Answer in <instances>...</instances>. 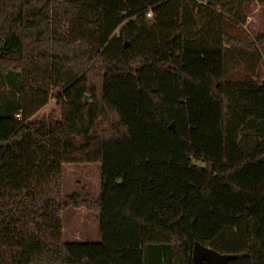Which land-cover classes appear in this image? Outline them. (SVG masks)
Returning <instances> with one entry per match:
<instances>
[{
  "label": "trees",
  "instance_id": "trees-1",
  "mask_svg": "<svg viewBox=\"0 0 264 264\" xmlns=\"http://www.w3.org/2000/svg\"><path fill=\"white\" fill-rule=\"evenodd\" d=\"M248 1L0 0V264H264V80L227 68L264 44ZM68 163L95 198L64 196ZM68 207L99 241L63 240Z\"/></svg>",
  "mask_w": 264,
  "mask_h": 264
},
{
  "label": "rangeland",
  "instance_id": "rangeland-1",
  "mask_svg": "<svg viewBox=\"0 0 264 264\" xmlns=\"http://www.w3.org/2000/svg\"><path fill=\"white\" fill-rule=\"evenodd\" d=\"M241 10L245 31L252 37L263 35V5L258 0H249L242 4ZM251 53L253 54L245 56L239 55L237 52L230 53L227 62L228 72L240 70L256 80H264V44L257 45V48ZM5 85L10 87L7 82ZM61 109L50 98L30 121L40 120L50 114L52 110L58 113L57 119L61 120ZM74 141L80 142L78 138H75ZM99 185V167L97 164L68 163L63 166L64 196L77 195L80 198H94L99 192ZM62 224V236L66 242H95L100 240L97 213L86 211L83 208L68 207L62 214ZM94 236H98V238L94 239Z\"/></svg>",
  "mask_w": 264,
  "mask_h": 264
},
{
  "label": "water",
  "instance_id": "water-1",
  "mask_svg": "<svg viewBox=\"0 0 264 264\" xmlns=\"http://www.w3.org/2000/svg\"><path fill=\"white\" fill-rule=\"evenodd\" d=\"M125 46H127V44ZM169 127L173 129V124L171 123ZM232 258V255H221L197 242L194 243L192 250L193 264H202V262H206L208 264H225Z\"/></svg>",
  "mask_w": 264,
  "mask_h": 264
},
{
  "label": "crops",
  "instance_id": "crops-1",
  "mask_svg": "<svg viewBox=\"0 0 264 264\" xmlns=\"http://www.w3.org/2000/svg\"><path fill=\"white\" fill-rule=\"evenodd\" d=\"M96 196H97V195H96ZM96 196H95V197H96ZM95 197H94V198H95ZM79 209H81V208H79ZM83 209H85V208H83ZM85 210H86V209H85ZM86 211H88V210H86ZM89 212H91V211H89ZM93 213H94V212H93ZM93 238H94V239H97L98 236H94ZM99 238H100V236H99Z\"/></svg>",
  "mask_w": 264,
  "mask_h": 264
},
{
  "label": "built area",
  "instance_id": "built-area-1",
  "mask_svg": "<svg viewBox=\"0 0 264 264\" xmlns=\"http://www.w3.org/2000/svg\"><path fill=\"white\" fill-rule=\"evenodd\" d=\"M146 15H147V17H150V13H147Z\"/></svg>",
  "mask_w": 264,
  "mask_h": 264
}]
</instances>
